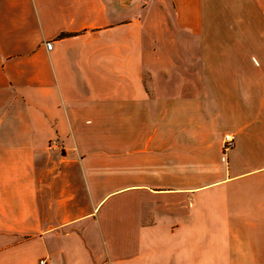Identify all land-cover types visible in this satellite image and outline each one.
<instances>
[{"label": "crops", "instance_id": "crops-1", "mask_svg": "<svg viewBox=\"0 0 264 264\" xmlns=\"http://www.w3.org/2000/svg\"><path fill=\"white\" fill-rule=\"evenodd\" d=\"M41 260L264 264V0H0V264Z\"/></svg>", "mask_w": 264, "mask_h": 264}, {"label": "built area", "instance_id": "built-area-1", "mask_svg": "<svg viewBox=\"0 0 264 264\" xmlns=\"http://www.w3.org/2000/svg\"><path fill=\"white\" fill-rule=\"evenodd\" d=\"M53 41L47 42V48L49 50L53 49ZM237 144V138L236 135L232 132H227L224 134L223 137V149L225 152H228L232 150ZM40 264H45V260H41Z\"/></svg>", "mask_w": 264, "mask_h": 264}]
</instances>
